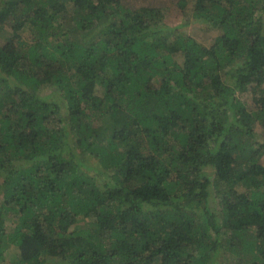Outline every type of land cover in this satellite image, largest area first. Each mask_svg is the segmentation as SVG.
<instances>
[{
	"label": "trees",
	"instance_id": "obj_1",
	"mask_svg": "<svg viewBox=\"0 0 264 264\" xmlns=\"http://www.w3.org/2000/svg\"><path fill=\"white\" fill-rule=\"evenodd\" d=\"M6 25L0 264H264V0H0Z\"/></svg>",
	"mask_w": 264,
	"mask_h": 264
},
{
	"label": "rangeland",
	"instance_id": "obj_2",
	"mask_svg": "<svg viewBox=\"0 0 264 264\" xmlns=\"http://www.w3.org/2000/svg\"><path fill=\"white\" fill-rule=\"evenodd\" d=\"M176 8L173 7L172 8V14L170 13V15L168 14V20L170 23H174V22H181L182 20L177 19V14H176ZM193 25L188 26L187 27V32L190 35L195 36L197 39L203 41V42H207L209 43L210 41H212V38L214 37V32H202L201 28L192 23ZM196 25V26H194ZM21 34L25 39H31L32 38V34H33V28L32 26H26L24 29L21 30ZM204 34V36H203ZM13 35V30L9 25H6L3 30L0 32V42H2L6 37H10ZM207 38V40H206ZM56 91H54V88L49 86V85H45L44 87H42L39 91L40 96L42 97H46L48 99H51L54 97ZM264 159V158H263Z\"/></svg>",
	"mask_w": 264,
	"mask_h": 264
}]
</instances>
